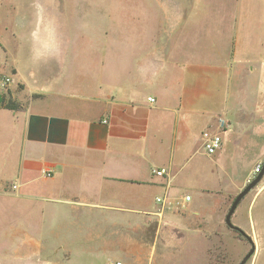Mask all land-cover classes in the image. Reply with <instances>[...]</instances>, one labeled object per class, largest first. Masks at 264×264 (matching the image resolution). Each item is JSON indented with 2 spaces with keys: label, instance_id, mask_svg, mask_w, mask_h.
I'll return each instance as SVG.
<instances>
[{
  "label": "crops",
  "instance_id": "0c3cea01",
  "mask_svg": "<svg viewBox=\"0 0 264 264\" xmlns=\"http://www.w3.org/2000/svg\"><path fill=\"white\" fill-rule=\"evenodd\" d=\"M66 2L39 1L35 21L0 36L10 67L0 80H11L0 100L16 105L0 106V264H194L185 253L215 218L195 193L230 148L236 155V116L258 103L246 83L264 66L237 56L250 44L227 14L217 23L197 6L166 38L157 19L104 41L97 28L85 42ZM204 132L221 136L212 154ZM185 194L182 208L156 200Z\"/></svg>",
  "mask_w": 264,
  "mask_h": 264
},
{
  "label": "rangeland",
  "instance_id": "374dc122",
  "mask_svg": "<svg viewBox=\"0 0 264 264\" xmlns=\"http://www.w3.org/2000/svg\"><path fill=\"white\" fill-rule=\"evenodd\" d=\"M44 4L46 0H39ZM38 0H0V36L4 38V27L9 25L19 26L21 22L35 21L38 14ZM59 1V0H57ZM66 7L69 19L75 23L77 34H81L83 41L97 36L101 41L117 36H124V25L145 24L153 27V23L160 22V29H163V38L166 32H170L173 23H182L188 11L199 7V11L208 14L217 23L218 19L225 18L227 14L229 21L238 29V35L243 36L250 49L245 47L238 51V57L252 60L251 64L263 65L264 54H259L264 47V0H66ZM54 2V0H53ZM157 4L163 7L164 19L161 10L157 11ZM214 7L218 10L215 11ZM224 10L227 11L224 13ZM220 12V13H219ZM210 22V19H207ZM131 21V22H130ZM243 25V27H242ZM15 26V27H17ZM96 27L95 33L92 31ZM119 27V28H118ZM22 36L28 35V29H19ZM167 29V30H166ZM117 32L115 33V31ZM162 35V33H161ZM90 42V41H88ZM9 48H15L14 44H8ZM243 53V54H241ZM245 53V54H244ZM241 54V55H239ZM19 55H23L21 50ZM248 55V56H246ZM9 61L0 59V71L10 70ZM244 65V64H243ZM8 66V67H7ZM242 66V65H240ZM239 68L235 67L233 87L236 84ZM8 69V70H7ZM262 77V76H261ZM249 80L247 87H254L255 113L248 109H242V115L236 116L240 126L239 140L235 152L230 148L229 155L223 156L220 160V169L206 174V184L202 198L196 195V204H199L200 212L204 215L211 214L214 218V225L211 230L202 231L201 242L192 245V251H186V260L194 264H239L253 246L254 251L244 264H264V190L254 196L256 190L264 185V173L260 181L240 200L236 206L230 221L239 227L245 235H241L235 229L229 228L225 222V215L241 189L251 181L261 170L264 161V78ZM236 79V80H235ZM245 84V85H246ZM246 91V90H245ZM250 92V90H247ZM240 117V118H239ZM228 128L231 122L227 120ZM237 125V126H238ZM228 146H230L228 144ZM227 147V146H226ZM260 170H256V168ZM246 178L245 184L239 189L229 192L239 179ZM236 181V182H234ZM204 184V182L202 183ZM193 191L194 189H189ZM259 241L253 238V225ZM204 227L207 223H200ZM239 225V226H238ZM206 233V234H205ZM249 237V239L247 238ZM258 243V250H257Z\"/></svg>",
  "mask_w": 264,
  "mask_h": 264
},
{
  "label": "built area",
  "instance_id": "2783aa9c",
  "mask_svg": "<svg viewBox=\"0 0 264 264\" xmlns=\"http://www.w3.org/2000/svg\"><path fill=\"white\" fill-rule=\"evenodd\" d=\"M10 77L6 76L3 77L0 80V87L5 89L9 83H10ZM228 126V122L225 120H220L219 121V125L218 127L220 129H225ZM204 136V148L206 150L207 153L212 154L214 153L217 149L220 148L221 146V136L219 135V133H208V132H204L203 133ZM259 168L257 167L256 170H258ZM165 170L161 169L156 171L157 175H161L162 173H164ZM191 199V196L189 194H185L182 198L180 199H176L174 201H164L163 198L161 197H157L156 200L162 205V206H174L176 208H182L185 207L186 203ZM107 264H122L120 261H112V262H108Z\"/></svg>",
  "mask_w": 264,
  "mask_h": 264
},
{
  "label": "water",
  "instance_id": "95a60500",
  "mask_svg": "<svg viewBox=\"0 0 264 264\" xmlns=\"http://www.w3.org/2000/svg\"><path fill=\"white\" fill-rule=\"evenodd\" d=\"M264 173V161L262 163V167L260 172L251 180L249 181L242 189L241 191L235 196V198L233 199L226 215H225V223L229 228L232 229H236V230H240V232H242L243 235L244 232L241 231V229L235 225H233L230 221L231 215L233 214L236 206L238 205V203L240 202V200L260 181L262 175ZM249 239V237H247ZM250 241V239H249ZM254 251L253 246L251 247V249L249 250V252L245 255V257L241 260V262L239 264H244L245 261L248 259V257L252 254V252Z\"/></svg>",
  "mask_w": 264,
  "mask_h": 264
},
{
  "label": "trees",
  "instance_id": "16d2710c",
  "mask_svg": "<svg viewBox=\"0 0 264 264\" xmlns=\"http://www.w3.org/2000/svg\"><path fill=\"white\" fill-rule=\"evenodd\" d=\"M0 106H3L5 108H14V107H16V105H12L10 102L4 103V100H0ZM258 170H260V169H258ZM236 231L242 235V232H240V230H236Z\"/></svg>",
  "mask_w": 264,
  "mask_h": 264
}]
</instances>
